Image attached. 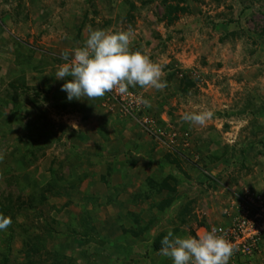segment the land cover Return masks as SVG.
Returning <instances> with one entry per match:
<instances>
[{"label":"rangeland","instance_id":"rangeland-1","mask_svg":"<svg viewBox=\"0 0 264 264\" xmlns=\"http://www.w3.org/2000/svg\"><path fill=\"white\" fill-rule=\"evenodd\" d=\"M129 27L167 87L69 101L61 88L73 78L55 77L62 54L91 30ZM201 110L213 113L204 126L182 119ZM0 156V213L12 218L0 264L27 240L46 247L37 264L57 249L69 264H111L95 217L116 194L154 200L155 239L227 226L236 194L264 204V0H0ZM153 226L117 244L125 264H173L152 253ZM258 247L228 264H264V239Z\"/></svg>","mask_w":264,"mask_h":264},{"label":"clouds","instance_id":"clouds-1","mask_svg":"<svg viewBox=\"0 0 264 264\" xmlns=\"http://www.w3.org/2000/svg\"><path fill=\"white\" fill-rule=\"evenodd\" d=\"M134 35L131 27L119 31L91 30L84 46L75 48L71 56L65 51L62 55L66 63L59 66L55 77L73 78L61 88L67 92L68 100L84 97L92 100L111 92L126 96L130 87L137 86L161 91L166 88L167 82L161 80L162 65L146 52L132 49ZM138 102L151 107L149 100ZM212 116V111L201 110L186 112L182 119L204 126ZM11 224L12 218L0 213V230H6ZM234 251L235 245L227 239V233L213 226L211 231L198 232L196 236H174L169 230L161 241L160 255L170 257L173 264H228Z\"/></svg>","mask_w":264,"mask_h":264},{"label":"crops","instance_id":"crops-1","mask_svg":"<svg viewBox=\"0 0 264 264\" xmlns=\"http://www.w3.org/2000/svg\"><path fill=\"white\" fill-rule=\"evenodd\" d=\"M113 199L112 204L113 207H107L106 205L101 206V212L99 211V215L95 217L96 221L100 222L102 231H106L104 234L109 241L107 255H105V251H103V258L107 259L111 264H125L124 255L128 254L127 252H122L121 250H117V244L120 242V246L122 247V243H126L129 241L135 242L138 241L141 236H136L138 230L136 229L139 225H145L147 223H153V235H155V230L160 227L161 229V219L159 216L155 218V210L150 211L151 203L154 202L153 199L148 196H144L143 198H139L137 195L133 198L128 197H119L118 194L115 197H111ZM152 214L154 215V219L152 218ZM142 219L148 221L147 223H142ZM152 231V230H151ZM163 231V230H161ZM172 231V230H171ZM145 235V234H144ZM144 237V236H143ZM142 240V239H141ZM140 241V240H139ZM111 242H113L111 244ZM90 244V243H89ZM90 248V247H89ZM109 252L111 253V259L109 256ZM131 263H134L133 258L130 260ZM91 264H96L95 260Z\"/></svg>","mask_w":264,"mask_h":264},{"label":"built area","instance_id":"built-area-1","mask_svg":"<svg viewBox=\"0 0 264 264\" xmlns=\"http://www.w3.org/2000/svg\"><path fill=\"white\" fill-rule=\"evenodd\" d=\"M236 210L230 213L232 222L222 228L235 245V254H250L264 239V204L258 203L255 194L246 191L236 194ZM211 231V230H210Z\"/></svg>","mask_w":264,"mask_h":264},{"label":"trees","instance_id":"trees-1","mask_svg":"<svg viewBox=\"0 0 264 264\" xmlns=\"http://www.w3.org/2000/svg\"><path fill=\"white\" fill-rule=\"evenodd\" d=\"M175 189H176V187L171 191V193L173 195H175V193H176V190ZM46 190L47 191H51L53 194H60V192L57 189L50 188V189H46ZM36 192H38V191H36ZM40 192L41 191H39L38 194H37L38 195L37 196L38 197V200H41V199H39ZM43 199L44 200H47V196H43ZM173 200H174V197H172L170 200H168L166 202V204H168V207H170L173 204V202H172ZM19 211L20 212L18 213V215L19 214L22 215L21 210H19ZM48 216L50 217V215H48ZM51 219L53 221H57L54 218H51ZM57 223H58V221H57ZM52 230L53 229H49L48 228L49 234H51V231ZM167 233L168 232H163V234H160L159 235L160 237H158L156 239H155V235L152 237V239H151V245H150L151 247L150 248H151V251H152L153 254H155V252L160 251L161 241L163 240L164 236H166ZM24 245L26 246L25 251L23 250V254H19V257L20 258H25V261L23 262V264H34V263L37 264L35 261L32 262V260H30V258H31V256H34L37 253L38 254L42 253L45 250V248H46L45 245L42 244L40 247L37 248V247H34L35 245L32 244L30 240L25 241L24 242ZM5 250H6V248H4L3 252H1V253H3L2 254V256H3V262H2V264H16V262H17V259L16 258H19V257L17 256V254H15L13 252L14 250L13 251H9V250H6L5 251ZM51 253H52L51 256H52L53 262H54L53 264H59L63 260L66 261L68 264L70 263L69 262L70 259H63L64 258V255H63V251L61 249H57L55 251H52ZM21 255H23L24 257L21 256ZM61 258L63 260H61Z\"/></svg>","mask_w":264,"mask_h":264}]
</instances>
